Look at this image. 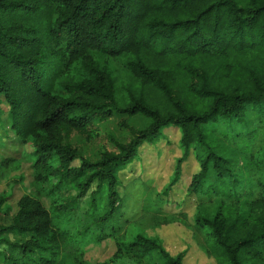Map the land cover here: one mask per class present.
Masks as SVG:
<instances>
[{
  "label": "trees",
  "instance_id": "16d2710c",
  "mask_svg": "<svg viewBox=\"0 0 264 264\" xmlns=\"http://www.w3.org/2000/svg\"><path fill=\"white\" fill-rule=\"evenodd\" d=\"M2 113L10 264H91L104 241L95 264H184L157 233L175 225L216 264H264V0H0ZM111 119L125 136L99 132ZM170 127L181 155L156 195L169 203L192 157L193 212L144 202L131 221L118 176Z\"/></svg>",
  "mask_w": 264,
  "mask_h": 264
},
{
  "label": "rangeland",
  "instance_id": "374dc122",
  "mask_svg": "<svg viewBox=\"0 0 264 264\" xmlns=\"http://www.w3.org/2000/svg\"><path fill=\"white\" fill-rule=\"evenodd\" d=\"M0 116L1 123L8 120L6 114L2 113ZM116 123L117 119H111L103 123H98L97 126L101 134L104 132L111 133L114 137H120L121 135L125 136V133L118 131ZM132 123L135 126H140L142 124L137 119H133ZM3 127L4 125L2 128ZM178 136L179 131L173 127L162 130L158 137V143H156L157 141H153L151 144L152 146H145L147 145L145 144V147L140 150V158L138 152L135 159L124 167L123 171L119 174L118 177L121 180L120 196L124 202L126 215L131 221H134L132 219H137L141 215V207L144 202L147 204V206H145L147 208L146 213H153V211L159 207L161 209L164 208L163 210L165 212L173 213L178 210L177 207L180 205L181 209H183L188 216H191L194 204L193 200L185 195V190L189 180L188 171L190 169V164L195 162L192 157L183 165V178L175 191L171 192L169 195V203L164 204L161 197L159 198L156 195L161 189L159 187L168 182L174 160L181 155L176 144ZM211 136V138L222 143L221 137L215 132H212ZM10 137H12V135ZM6 138V133L3 130H0V140ZM228 149L233 156L235 164L241 168L244 164V160L240 156V149L233 146H228ZM10 151L15 152L17 149H12ZM90 152L91 149L85 150V156L90 155V158L93 159V155ZM30 159L34 160V157L31 156ZM22 167V173L25 178L29 177V168L25 165ZM190 172H193V169ZM18 198L19 195H15L11 199L12 204H14ZM100 208H102V205H100ZM175 226L178 227L177 225ZM175 226L163 227L157 231V233H159L158 236L163 238L166 250L171 255H175L180 251L187 249L184 264H216L212 258H208L201 250H199L192 239L185 235V230L174 228ZM138 228L140 231L143 230V228L136 226L137 230ZM14 239L15 238L12 235L8 236L9 242H13ZM113 252V244L110 241H104L100 244L87 246L84 251V257L80 259L95 264L106 260ZM9 253V247L0 244V264H10L5 258Z\"/></svg>",
  "mask_w": 264,
  "mask_h": 264
}]
</instances>
